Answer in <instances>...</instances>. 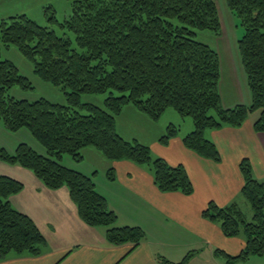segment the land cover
Returning <instances> with one entry per match:
<instances>
[{
    "label": "trees",
    "instance_id": "16d2710c",
    "mask_svg": "<svg viewBox=\"0 0 264 264\" xmlns=\"http://www.w3.org/2000/svg\"><path fill=\"white\" fill-rule=\"evenodd\" d=\"M71 13L51 23L75 35H58L50 26L39 25L26 13L0 21V123L16 133L26 129L45 150L40 154L27 143L9 153L0 145V161L31 171L52 190L66 187L79 217L91 227L105 228L113 245L144 240L136 226H116L117 216L96 191L91 177L62 165L69 156L76 162L91 147L109 161L128 160L145 167L160 192L193 193L183 165H169L154 156L138 140H126L116 132V117L126 105L134 106L157 123L169 109L190 117L193 129L182 138L184 146L200 157L221 161L216 144L206 130L240 127L258 112L256 132H264V0H225L243 29L238 39L241 63L250 93L249 105L225 108L219 92L220 66L217 51L196 38L198 31L221 33L214 0H69ZM14 47L31 64L33 74L59 87L66 103L45 97L16 98L14 88L31 91L32 83L1 47ZM106 94L102 106L82 102V95ZM170 123L159 141L166 145L178 136ZM243 178L240 194L252 211L246 221L236 203L220 207L211 201L202 217L216 223L226 237L243 236L241 252L232 256L215 250L227 264H239L251 256L264 259V182L255 178L251 162H239ZM23 184L0 174V258L7 254L37 255L45 239L32 219L14 209L9 198ZM189 252L180 262L185 264Z\"/></svg>",
    "mask_w": 264,
    "mask_h": 264
},
{
    "label": "crops",
    "instance_id": "0c3cea01",
    "mask_svg": "<svg viewBox=\"0 0 264 264\" xmlns=\"http://www.w3.org/2000/svg\"><path fill=\"white\" fill-rule=\"evenodd\" d=\"M167 112L153 123L134 106L126 105L116 117V132L126 140L147 145L154 156L169 165H183L194 188L190 195L160 192L145 167L128 160L109 161L91 147L83 149L81 162L65 157L61 162L91 177L96 191L116 214V226H136L143 231L144 240L139 245L110 244L105 228L91 227L79 217L66 187L48 189L31 171L0 162V174L24 186L9 198L11 206L29 216L45 239L39 254L11 252L0 258V264H170L180 262L189 252L193 253L185 264H227L215 250L238 255L244 246L243 236H224L218 224L202 217V211L211 201L220 207L236 203L243 215L244 210H250L252 216L240 194L243 178L239 162L248 158L255 178L264 182V132L254 131L255 120L250 115L238 128L206 130L205 136L221 155V161L214 162L184 146L182 138L193 129L191 122L166 145L160 143L166 128L160 122ZM170 115L176 124L179 116ZM24 133L17 141L0 133V145L14 153L24 142L44 154L30 134ZM239 264H264V259L251 256Z\"/></svg>",
    "mask_w": 264,
    "mask_h": 264
},
{
    "label": "rangeland",
    "instance_id": "374dc122",
    "mask_svg": "<svg viewBox=\"0 0 264 264\" xmlns=\"http://www.w3.org/2000/svg\"><path fill=\"white\" fill-rule=\"evenodd\" d=\"M214 1L216 2L220 17L221 33L217 36L210 30H202L197 32L196 38L213 47L218 53L220 66L218 88L223 105L231 108L238 104L245 105L247 102L249 104L250 93L237 44L238 39L243 33V29L239 20L228 9L225 0ZM19 13H26L39 25L50 26L58 35L69 37L74 43L75 35L72 32L63 29L58 24L51 23L50 20H48V18H51L52 14H54L59 22H63L71 13V4L69 0H0V21ZM1 58L12 61L18 67L20 73L26 76L33 86L31 91H23L19 88H14L10 92L12 96L27 100H35L40 97H45L53 102L66 103L60 88L52 86L36 77L32 72L31 64L17 51L16 48H5L2 46ZM105 97L106 94L82 95L80 100L82 102H89L102 106ZM168 112L177 114L172 109H169ZM168 112L163 116L160 124H165L167 126L172 123L174 117L172 118V115H170L172 113ZM177 116L179 115L177 114ZM257 117L258 112L252 113L249 116V118L253 120ZM179 118L178 122L174 125L178 127L180 125L181 128L179 127V129L181 130L186 129L188 122L192 123L190 117L179 116ZM183 119L185 122L182 121ZM24 132L29 134L26 129L20 130L19 133L9 132L3 127L2 123H0V133L2 134V137L7 136L10 137L11 140L17 141L19 138L24 137V134H26ZM64 157L70 158L69 156ZM249 211L244 210L246 221L251 220V214H249Z\"/></svg>",
    "mask_w": 264,
    "mask_h": 264
}]
</instances>
